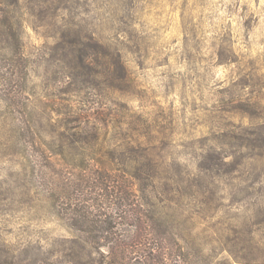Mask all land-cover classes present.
I'll use <instances>...</instances> for the list:
<instances>
[{
    "label": "rangeland",
    "instance_id": "rangeland-1",
    "mask_svg": "<svg viewBox=\"0 0 264 264\" xmlns=\"http://www.w3.org/2000/svg\"><path fill=\"white\" fill-rule=\"evenodd\" d=\"M45 1L0 0V243L119 182L163 264H264V0Z\"/></svg>",
    "mask_w": 264,
    "mask_h": 264
},
{
    "label": "trees",
    "instance_id": "trees-1",
    "mask_svg": "<svg viewBox=\"0 0 264 264\" xmlns=\"http://www.w3.org/2000/svg\"><path fill=\"white\" fill-rule=\"evenodd\" d=\"M149 178L154 180L155 176ZM136 180H140L139 175L131 174V187ZM118 183L109 195L110 203H103L100 207L76 204L75 208H68L61 203L56 214L63 219L64 214L71 213L73 219L68 228L74 233L72 238L60 241V246L53 244L48 250L0 243V264H131L133 254H139V258H154L157 264H163L154 255V248L150 247L148 252L149 248L143 247L148 235L164 234L158 224L157 228L156 213L145 212L136 200L137 191L131 188L129 194ZM100 188L105 190L108 187ZM130 227L135 228L131 236L128 234Z\"/></svg>",
    "mask_w": 264,
    "mask_h": 264
}]
</instances>
